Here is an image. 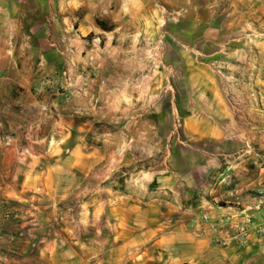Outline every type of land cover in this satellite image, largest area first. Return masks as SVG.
Masks as SVG:
<instances>
[{"label": "crops", "instance_id": "0c3cea01", "mask_svg": "<svg viewBox=\"0 0 264 264\" xmlns=\"http://www.w3.org/2000/svg\"><path fill=\"white\" fill-rule=\"evenodd\" d=\"M190 1L0 0V264H264V109L162 29Z\"/></svg>", "mask_w": 264, "mask_h": 264}, {"label": "rangeland", "instance_id": "374dc122", "mask_svg": "<svg viewBox=\"0 0 264 264\" xmlns=\"http://www.w3.org/2000/svg\"><path fill=\"white\" fill-rule=\"evenodd\" d=\"M162 10L161 27L176 33L180 50L189 47L193 59L209 65L215 77L225 81L228 96H252L259 109H264V0H191ZM180 56L162 54L161 61H178ZM58 91L62 89L56 87ZM5 135H0L1 142L9 141ZM258 137L255 151L258 164L264 166V133ZM256 196L263 199L264 187ZM259 206L262 208L264 202ZM55 228L49 226V232ZM25 237L19 230L18 238Z\"/></svg>", "mask_w": 264, "mask_h": 264}, {"label": "built area", "instance_id": "2783aa9c", "mask_svg": "<svg viewBox=\"0 0 264 264\" xmlns=\"http://www.w3.org/2000/svg\"><path fill=\"white\" fill-rule=\"evenodd\" d=\"M181 129V120L180 118L176 119L175 122V131L179 132V130ZM261 199H257V205L259 206L260 204H262L264 201V197L262 199V197H260ZM259 201V202H258ZM259 203V204H258ZM253 221L251 218L247 219L246 221L242 222L241 224L236 226V235L234 237L235 241H236V245L239 248H243L246 246L247 244V240L249 238L250 235V229L253 227ZM257 227V230H259L261 233H264V226H255L254 228ZM213 229L217 230L218 227H216V224L213 225ZM214 242L216 244L219 245H226V241H221L219 239H215Z\"/></svg>", "mask_w": 264, "mask_h": 264}, {"label": "trees", "instance_id": "16d2710c", "mask_svg": "<svg viewBox=\"0 0 264 264\" xmlns=\"http://www.w3.org/2000/svg\"><path fill=\"white\" fill-rule=\"evenodd\" d=\"M99 25L103 26V24H102V23H100V22H99Z\"/></svg>", "mask_w": 264, "mask_h": 264}]
</instances>
